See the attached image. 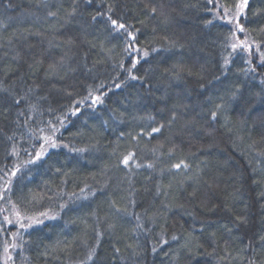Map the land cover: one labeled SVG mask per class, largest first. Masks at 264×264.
Returning a JSON list of instances; mask_svg holds the SVG:
<instances>
[{
    "label": "trees",
    "instance_id": "1",
    "mask_svg": "<svg viewBox=\"0 0 264 264\" xmlns=\"http://www.w3.org/2000/svg\"><path fill=\"white\" fill-rule=\"evenodd\" d=\"M0 264H264V0H0Z\"/></svg>",
    "mask_w": 264,
    "mask_h": 264
}]
</instances>
